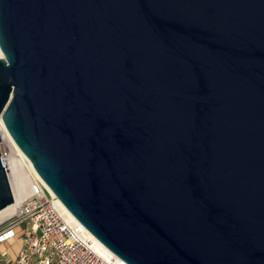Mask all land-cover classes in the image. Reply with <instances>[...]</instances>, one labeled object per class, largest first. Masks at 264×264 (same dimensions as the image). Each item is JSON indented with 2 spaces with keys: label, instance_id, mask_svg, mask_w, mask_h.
Masks as SVG:
<instances>
[{
  "label": "water",
  "instance_id": "1",
  "mask_svg": "<svg viewBox=\"0 0 264 264\" xmlns=\"http://www.w3.org/2000/svg\"><path fill=\"white\" fill-rule=\"evenodd\" d=\"M0 51L7 131L115 256L264 264V0H0Z\"/></svg>",
  "mask_w": 264,
  "mask_h": 264
},
{
  "label": "built area",
  "instance_id": "2",
  "mask_svg": "<svg viewBox=\"0 0 264 264\" xmlns=\"http://www.w3.org/2000/svg\"><path fill=\"white\" fill-rule=\"evenodd\" d=\"M24 164L30 171L28 192L16 213L0 222V243L14 237L16 228L23 225L22 246L14 264H127L104 252L82 224L72 221L27 160ZM5 167L12 186L6 163Z\"/></svg>",
  "mask_w": 264,
  "mask_h": 264
},
{
  "label": "bare ground",
  "instance_id": "3",
  "mask_svg": "<svg viewBox=\"0 0 264 264\" xmlns=\"http://www.w3.org/2000/svg\"><path fill=\"white\" fill-rule=\"evenodd\" d=\"M0 55H1V51H0ZM3 127L5 129V131L8 133L9 137H10V142H7L6 144H2L0 141V147L6 150V152H8L9 156H13L15 157V150L12 148L11 142L13 143L15 149L18 151V153L25 159L28 161V165L29 168L32 171H35L33 164L31 163V161L25 156V154L21 151V149L17 146V144L14 142L13 138L11 137V135L9 134V132L7 131L2 118L0 117V128ZM0 138H3V136H0ZM4 155V154H3ZM5 163L7 165L8 168V172L11 175V180H12V188H13V192L15 195V202L8 206L7 208L0 210V222L9 218L10 216L14 215L18 209V206L20 204L21 198L28 192V177L30 175V171L28 169L24 170L21 169L19 170L17 167V164H20L18 160H11L12 165L15 167L14 169L11 167V165H8L5 157H4ZM35 173L37 174V172L35 171ZM53 193V192H52ZM54 194V193H53ZM55 195V194H54ZM57 202L58 204L61 206V208L68 214L69 218L76 222L81 224L71 213L70 211L64 206V204L57 198ZM83 229L94 239L95 243L107 254L116 257L117 259H119L120 261H122L120 258H118L117 256H115L110 250H108L101 242H99L84 226Z\"/></svg>",
  "mask_w": 264,
  "mask_h": 264
},
{
  "label": "crops",
  "instance_id": "4",
  "mask_svg": "<svg viewBox=\"0 0 264 264\" xmlns=\"http://www.w3.org/2000/svg\"><path fill=\"white\" fill-rule=\"evenodd\" d=\"M23 233V225H20L16 228L14 237L0 243V264H14L22 246Z\"/></svg>",
  "mask_w": 264,
  "mask_h": 264
},
{
  "label": "rangeland",
  "instance_id": "5",
  "mask_svg": "<svg viewBox=\"0 0 264 264\" xmlns=\"http://www.w3.org/2000/svg\"><path fill=\"white\" fill-rule=\"evenodd\" d=\"M0 136H3V138H0V141H1L2 144H6L7 142H10L11 141L8 133L5 131V129L3 127L0 128ZM11 145H12V148L15 150V153H16L15 154V157H14V155L13 156H9L8 155V152H6L5 149H3V151H2V148L0 147L1 148L2 155L4 154L3 157H5L8 165H11V167L13 169L15 167L12 165L11 160L15 159V160H18L19 163H20V164H17L18 169L19 170H21V169L26 170L27 168L25 167V164H24V160L25 159L18 153V151L15 149V147H14V145H13L12 142H11Z\"/></svg>",
  "mask_w": 264,
  "mask_h": 264
}]
</instances>
